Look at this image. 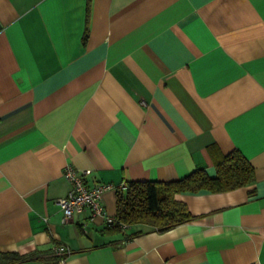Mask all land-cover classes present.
I'll use <instances>...</instances> for the list:
<instances>
[{"label": "crops", "instance_id": "1", "mask_svg": "<svg viewBox=\"0 0 264 264\" xmlns=\"http://www.w3.org/2000/svg\"><path fill=\"white\" fill-rule=\"evenodd\" d=\"M238 149L254 178L183 191L159 232L67 221L70 183L175 180ZM264 264V0H0V250L14 264Z\"/></svg>", "mask_w": 264, "mask_h": 264}, {"label": "trees", "instance_id": "2", "mask_svg": "<svg viewBox=\"0 0 264 264\" xmlns=\"http://www.w3.org/2000/svg\"><path fill=\"white\" fill-rule=\"evenodd\" d=\"M253 178V166L238 149H232L216 163L214 176H209L204 168H196L175 180L127 181L124 188L115 191V217L162 232L191 217L186 204L175 197L177 193L201 189L226 191ZM22 258V254L0 250V264H14Z\"/></svg>", "mask_w": 264, "mask_h": 264}, {"label": "built area", "instance_id": "3", "mask_svg": "<svg viewBox=\"0 0 264 264\" xmlns=\"http://www.w3.org/2000/svg\"><path fill=\"white\" fill-rule=\"evenodd\" d=\"M62 174L70 183L68 194L57 199L63 221H67L74 212L88 208L91 220L99 216L106 224L117 226L121 230H126L130 226L128 223L118 221L115 216L109 215L104 209L101 203V195L104 190L111 187L109 184L97 183L90 187L87 186L85 182L86 171L79 170L71 164L64 166ZM70 253V248L63 243L55 244L52 248L56 264H67L66 258Z\"/></svg>", "mask_w": 264, "mask_h": 264}]
</instances>
